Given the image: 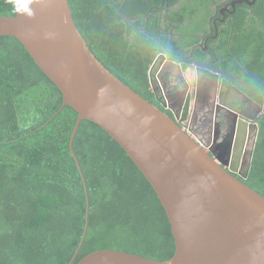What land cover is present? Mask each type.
Here are the masks:
<instances>
[{"label":"trees","instance_id":"trees-1","mask_svg":"<svg viewBox=\"0 0 264 264\" xmlns=\"http://www.w3.org/2000/svg\"><path fill=\"white\" fill-rule=\"evenodd\" d=\"M68 1L98 59L160 106L149 68L167 50L169 36L162 35V27L152 25L151 20L138 21L139 29L124 26L122 19L147 10L148 0H129L128 9L123 0ZM15 12V0H0V15ZM238 43L254 56L255 65L264 66V36L251 32ZM189 44L191 40L176 43V48L170 44L168 53L178 55ZM62 102L61 90L22 42L11 35L0 36V264H68L77 251L87 205L69 147L78 111L69 104L59 110ZM188 114L189 106L181 119ZM74 149L88 186L90 213L73 264L92 251L107 248L170 259L175 240L165 209L123 147L100 125L83 119ZM241 180L264 194L262 125L251 170Z\"/></svg>","mask_w":264,"mask_h":264},{"label":"water","instance_id":"water-1","mask_svg":"<svg viewBox=\"0 0 264 264\" xmlns=\"http://www.w3.org/2000/svg\"><path fill=\"white\" fill-rule=\"evenodd\" d=\"M15 5V14L0 15V36L18 38L61 90L59 110L69 104L78 111L69 147L87 205L83 234L68 264H73L89 226L88 186L74 149L83 119L106 130L150 182L169 219L175 252L168 260H157L107 248L90 252L76 264H264V194L241 180L248 177L252 165L257 125L245 152L248 123L237 127L232 158L236 167L228 168L198 142L202 139L197 141L192 135V122L203 109L201 92L195 97L187 130L180 122L185 97L174 108L170 94H159L162 76L180 71L177 61L161 53L149 73L155 96L163 108L172 110L170 115L98 59L79 30L68 0H15ZM160 62L154 74L152 69Z\"/></svg>","mask_w":264,"mask_h":264},{"label":"flooded vegetation","instance_id":"flooded-vegetation-1","mask_svg":"<svg viewBox=\"0 0 264 264\" xmlns=\"http://www.w3.org/2000/svg\"><path fill=\"white\" fill-rule=\"evenodd\" d=\"M147 4V10L124 15V26L141 29L136 25L138 21L151 20L152 25L162 27V35L169 36L168 46L172 44L176 48V43L192 41L178 55L168 53V46L162 52L180 64V71L162 76L159 94H170L174 108L185 97L184 108L189 106V114L180 122L187 130L196 105L195 97L201 92L203 109L199 110V119L192 122V135L196 140L202 139L197 141L228 168L236 167L232 158L237 127L248 123L243 141L245 152L254 139L256 124L253 161L260 128L264 126V66L255 65L254 56L238 46V39L250 36L251 32L264 36V0H148ZM123 5L128 9L130 1L123 0ZM161 65L160 62L152 69L154 74ZM159 105L163 108L160 102ZM163 109L173 115L170 108ZM221 142L226 145L219 146Z\"/></svg>","mask_w":264,"mask_h":264},{"label":"bare ground","instance_id":"bare-ground-1","mask_svg":"<svg viewBox=\"0 0 264 264\" xmlns=\"http://www.w3.org/2000/svg\"><path fill=\"white\" fill-rule=\"evenodd\" d=\"M120 14L123 15V13L120 11ZM250 88V87H249ZM255 88V87H254ZM257 88V87H256ZM247 91V90H246ZM250 91V90H249Z\"/></svg>","mask_w":264,"mask_h":264}]
</instances>
